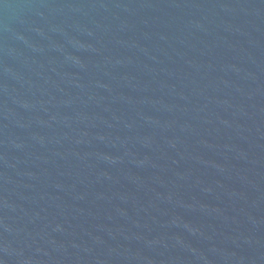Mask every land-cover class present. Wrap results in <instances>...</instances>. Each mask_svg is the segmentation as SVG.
I'll return each instance as SVG.
<instances>
[{"label":"water","instance_id":"95a60500","mask_svg":"<svg viewBox=\"0 0 264 264\" xmlns=\"http://www.w3.org/2000/svg\"><path fill=\"white\" fill-rule=\"evenodd\" d=\"M0 264H264V0H0Z\"/></svg>","mask_w":264,"mask_h":264}]
</instances>
